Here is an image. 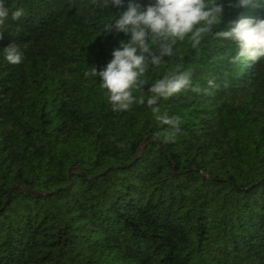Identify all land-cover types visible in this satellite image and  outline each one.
<instances>
[{
	"label": "trees",
	"instance_id": "1",
	"mask_svg": "<svg viewBox=\"0 0 264 264\" xmlns=\"http://www.w3.org/2000/svg\"><path fill=\"white\" fill-rule=\"evenodd\" d=\"M0 3V264H264V59L233 63L236 43L216 35L264 6L224 0L199 44L190 33L148 67L137 98L166 75L191 77L159 102L181 118L167 139L146 104L114 112L84 76L130 39L105 30L114 6ZM9 44L20 64L5 59Z\"/></svg>",
	"mask_w": 264,
	"mask_h": 264
},
{
	"label": "clouds",
	"instance_id": "2",
	"mask_svg": "<svg viewBox=\"0 0 264 264\" xmlns=\"http://www.w3.org/2000/svg\"><path fill=\"white\" fill-rule=\"evenodd\" d=\"M106 3L117 9V15L105 30L130 34V39L119 42L106 66L99 71L93 67L85 71L84 76L99 78L112 111H127L134 103L146 104L159 124L174 130L172 135L166 137L174 139L175 133L180 131L181 118L178 115L169 116L167 112L161 113L159 102L187 89L191 83L190 74L174 72L164 76L150 85L147 97L137 98L133 90L143 87L145 81L142 77L150 65L158 66L164 57L173 55L177 40H183L191 33L193 46L199 44L202 34L209 32L211 26L220 22L224 15V0H149L146 5L139 0H127L126 4L125 0H106ZM227 6H264V0H227ZM23 15L24 10L18 8L11 13V19L19 20ZM7 17L8 10L0 3V24ZM216 35L236 43L238 51L232 57L233 63L246 56L253 62L264 59V18L241 15ZM150 39L159 41L155 50L149 46ZM4 52L5 59L11 64H20L23 60V53L14 44H9Z\"/></svg>",
	"mask_w": 264,
	"mask_h": 264
}]
</instances>
